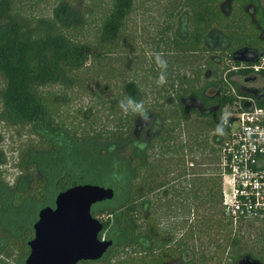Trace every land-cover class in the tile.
Masks as SVG:
<instances>
[{"label": "trees", "instance_id": "obj_1", "mask_svg": "<svg viewBox=\"0 0 264 264\" xmlns=\"http://www.w3.org/2000/svg\"><path fill=\"white\" fill-rule=\"evenodd\" d=\"M219 1L168 0L153 27L146 18L136 28L134 0H107L92 20V9L79 7L78 0H0L1 229L11 228L26 204L46 205L45 186L51 180L59 191L79 183L100 184L88 174L105 160L112 183L123 185L125 193L120 205L103 210V229L112 228L113 244L100 259L77 264H158L165 220L173 232L169 241L179 252L194 255V262L185 264H215L213 259L219 263L222 256L228 264L242 255L262 262L261 224L245 218L233 225L223 213L214 131L221 108L234 99L221 93L224 80L243 94L230 79L242 71L229 69V63L237 64L229 55L256 40L257 32L253 24L241 30L232 17L223 16ZM234 1L243 17L241 6L254 3ZM182 10L184 35L175 31ZM211 28L226 30L230 47L222 52L224 62L210 59L202 43ZM135 30L143 42L138 48ZM146 47L152 49L148 60ZM252 49L264 53V43ZM155 53L168 65L163 85L156 83L161 69ZM91 67H96L95 78ZM82 71L86 76L80 78ZM126 96L143 101L149 113L145 124L153 130L144 141L133 133L140 118L119 107ZM82 97L87 99L81 107L70 104ZM182 101L216 108L200 111ZM11 167L16 174L8 183L5 171ZM3 233L0 255L9 258L8 241H20L19 255L10 262L19 264L26 243ZM3 259L0 264H6Z\"/></svg>", "mask_w": 264, "mask_h": 264}, {"label": "built area", "instance_id": "obj_2", "mask_svg": "<svg viewBox=\"0 0 264 264\" xmlns=\"http://www.w3.org/2000/svg\"><path fill=\"white\" fill-rule=\"evenodd\" d=\"M229 63L240 90L224 80V95L234 99L219 114L230 113L223 135H218L217 168L221 179L222 210L234 225L240 219H254L262 226L264 264V53L254 62ZM231 79V78H230ZM253 89L255 95L246 90ZM248 106H244V103Z\"/></svg>", "mask_w": 264, "mask_h": 264}, {"label": "water", "instance_id": "obj_3", "mask_svg": "<svg viewBox=\"0 0 264 264\" xmlns=\"http://www.w3.org/2000/svg\"><path fill=\"white\" fill-rule=\"evenodd\" d=\"M259 53L241 47L230 54L233 62H254ZM247 93L255 94L253 89ZM248 106V103H244ZM113 188L94 183H79L60 190L52 206L41 207L31 225L32 236L27 240L23 264H77L95 261L111 246V240L100 239L102 222L90 214L91 206L111 200ZM237 264H261L243 256Z\"/></svg>", "mask_w": 264, "mask_h": 264}, {"label": "rangeland", "instance_id": "obj_4", "mask_svg": "<svg viewBox=\"0 0 264 264\" xmlns=\"http://www.w3.org/2000/svg\"><path fill=\"white\" fill-rule=\"evenodd\" d=\"M78 1H79V7H82L85 4L83 9L87 8V6L92 9L93 14H91V18H90L91 20L95 18V13L98 12L101 8H105L106 7L105 3L107 4V0H78ZM167 1L168 0H134V4H133L135 7L134 11H136L135 13L138 14L137 15L138 17L136 18V20H134L135 21V27L138 28L139 26L144 24L146 18L148 19V23H146L147 26L153 27L155 25L153 19H154V17L157 16V11H159L166 4ZM262 2H264V0H262ZM90 24H93V23H90ZM128 25H129V23H128ZM125 28H126V26L124 25V29ZM148 29H149V31H151L149 27H148ZM137 34H138V32L136 31V33H135V39H136L135 40V47L136 48H138V46H140V44L143 43L141 41V39L139 37H137V36H139ZM122 37L125 38V31L124 30L122 32ZM143 47H145V46L143 45ZM145 50H146L145 59L148 60L149 57H151V55H152L151 54L152 49L150 47H146ZM224 61L225 60H222L221 62H224ZM109 65L110 64H108L107 67ZM121 66H122V64H121ZM117 67H118V69H120L119 66H117ZM95 68L91 67V69H93V73H91L90 75L93 78H95V73H94ZM103 68L105 71L107 70L106 63H104ZM96 74H99V73L96 72ZM185 74H186V72H185ZM78 75L80 78L86 76L83 73V71L81 73H79ZM101 75H102V72L98 76L97 80L100 78ZM103 75L107 76V74H105V73ZM93 85H94V80L87 83L85 86V93H87L90 90V88L93 87ZM207 93L213 94L211 90H208ZM86 99L87 98L82 97L81 99H78L76 101L74 100L75 103H74V101H71L70 104H73L74 107H78V106L81 107V105H84V102ZM137 123L141 124V126H138V130H136V133L139 134L140 139H144L145 122L139 120ZM147 125H149V124H147ZM107 165L108 164L106 163V161L103 160V162H100V163H98V165L93 166L96 168L95 171L88 174V176L91 179H95V180L100 181L99 185L110 186V185H108V183H111V186L115 189L114 196L111 200L104 201L101 203H97V204H94L91 206V209H90L91 216L93 218L99 220V221L107 218L106 212L103 210H105L106 208H114V207L120 205L121 202L123 201L124 194H125L124 189H123L124 186L122 184H121L122 186H120L118 188L117 184L112 183L114 181L112 180L110 173L107 170L108 169ZM6 169L7 170L5 172H6V174H9V175H8L7 179L5 178V180L8 183H10L12 175L16 174V170H14V168H12V167L6 168ZM45 190H46V197H47V202H48L46 205L52 206L53 198L59 190L56 188L55 182L53 180L49 181L46 184ZM43 206H45V205L41 206V204L34 203V202H30V204H26V206H23L24 208L19 209L20 212L16 216L17 222L11 228H9V226H8V228H6L7 225H6V227L3 226V229L0 228V237L3 236V234H4L3 231H4V232H6V234H8L7 236H10V237L14 236L16 241L18 240V237H22L24 243H26L27 240L30 239L32 236L31 225L33 224V222L36 219L37 211ZM98 211H102V212L99 213ZM109 219H110V221H113L111 217H109ZM100 233H101L100 239H109V240L113 241L111 239L112 228L102 229V231ZM8 242H10V243H8L6 245V250H7V254H9L10 257L7 259H3L2 255H0L1 256L0 259L7 261L6 264H10V262H14V258L18 257L20 249L22 248V247H19L22 245L20 241L19 242L17 241L18 243L17 242L13 243L11 240H9ZM25 247H26V249L25 248L24 249L27 250V246H25ZM23 258L21 260H19V258H17L16 261L19 264H22ZM12 264H14V263H12Z\"/></svg>", "mask_w": 264, "mask_h": 264}, {"label": "flooded vegetation", "instance_id": "obj_5", "mask_svg": "<svg viewBox=\"0 0 264 264\" xmlns=\"http://www.w3.org/2000/svg\"><path fill=\"white\" fill-rule=\"evenodd\" d=\"M253 2L254 3L247 2L241 6L242 11H244V13L246 14L245 15L246 18L243 17V13L238 14V12L236 11L237 2H235L234 0H220L217 4V8L220 11V13L225 17H232V19H234V21L237 24H239V26L241 27V30L242 28H244V26L248 28L249 27L248 23H250V24H253V30L257 32L255 36L256 40L250 43L249 42L242 43L238 45L236 49H239L241 47L252 49L254 45L259 44V43H264V2H262V0H254ZM233 12H236V13H233ZM244 19H246V21H244ZM175 22H176L175 31L180 35H184L185 23H186L184 10H182L181 13H179V15L175 19ZM242 23H245L246 25L242 26ZM202 43L207 50V54L209 58L217 62L222 61V56H224L222 52L224 53L230 47V43H229V39L226 34V30L224 31L222 29H217V28H211L207 30L203 37ZM207 91H206V94H208ZM182 104L185 107H193V108L196 107L200 111H205V110L213 111L216 108L215 105H210L209 107L205 109L202 106V103H195L194 101H188V102L182 101ZM138 126H141V124H136L133 133L135 135V138H137V140L144 141L152 132L153 126L145 124L144 139H140L139 134L136 133V130H138ZM162 194H165L164 191H162ZM113 196H114V188H113ZM165 222L167 221L166 220L161 221L160 223L162 226V230L160 232L159 238L162 240V245H160L157 250H158V254L162 258L158 262V264H185V263H188L190 259L192 260V262H194L193 254H191V258H190L189 252H187L186 250L179 252L177 248H175V244L173 240L169 241V239L172 237L173 232L169 230V228L167 227L168 223H165ZM112 244H113V241H111V245ZM243 256L244 255L237 256L235 258H229L228 264H237L238 260ZM223 258L224 257L222 256L221 261L219 263H217V258H214L213 260L216 261L215 264H227V261H226L227 258L226 260H223ZM209 264H211V261H209Z\"/></svg>", "mask_w": 264, "mask_h": 264}, {"label": "clouds", "instance_id": "obj_6", "mask_svg": "<svg viewBox=\"0 0 264 264\" xmlns=\"http://www.w3.org/2000/svg\"><path fill=\"white\" fill-rule=\"evenodd\" d=\"M154 60L159 69H161L160 74L156 79L158 85H163L167 82L166 70H167V61L163 58L161 53L154 54ZM119 107L123 114H133L140 118L141 121L147 122L150 119L149 113L144 106L143 101H137L132 96H126L119 103ZM230 113H224L220 122L217 124L216 129L214 130L216 134L223 135L224 129L227 127L229 122ZM137 146L140 148L144 147V144L137 142Z\"/></svg>", "mask_w": 264, "mask_h": 264}, {"label": "crops", "instance_id": "obj_7", "mask_svg": "<svg viewBox=\"0 0 264 264\" xmlns=\"http://www.w3.org/2000/svg\"><path fill=\"white\" fill-rule=\"evenodd\" d=\"M236 77H237V76L233 75V76L231 77V79L234 80V79H236ZM234 81L236 82V86L240 89V87H239L237 81H236V80H234ZM254 95H255V94H254ZM254 95H253V96H254ZM94 184H95V183H94ZM110 187H111V186H110ZM27 251H28V250H27ZM26 254H27V253H26ZM25 256H26V255H25ZM24 258H25V257H24ZM24 258H23V259H24ZM22 264H23V261H22Z\"/></svg>", "mask_w": 264, "mask_h": 264}]
</instances>
